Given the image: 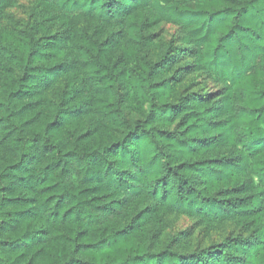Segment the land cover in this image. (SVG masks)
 Returning <instances> with one entry per match:
<instances>
[{"label": "trees", "instance_id": "obj_1", "mask_svg": "<svg viewBox=\"0 0 264 264\" xmlns=\"http://www.w3.org/2000/svg\"><path fill=\"white\" fill-rule=\"evenodd\" d=\"M32 1L0 0V264H264V0Z\"/></svg>", "mask_w": 264, "mask_h": 264}, {"label": "rangeland", "instance_id": "obj_2", "mask_svg": "<svg viewBox=\"0 0 264 264\" xmlns=\"http://www.w3.org/2000/svg\"><path fill=\"white\" fill-rule=\"evenodd\" d=\"M15 3L16 5L9 8L8 11L12 16V23L21 26L29 16V9L32 6L33 1L15 0ZM4 24L7 25V22L3 21L2 25ZM152 32L156 34L157 40L160 42L162 49H166L169 44H179V28L174 24L161 22L153 27ZM155 52L156 51L152 54ZM156 55H158V52ZM202 77L203 76H198L197 73H193L188 76V79H193L199 82L203 81L202 85L204 86V90L210 89L212 85L214 86L210 79L204 80ZM165 224L166 231L162 240L164 241L165 238L174 236L175 242L179 247L185 246L188 249H192L196 245L206 246L217 243L235 229L231 222L207 225L200 223L195 217H188L178 213H171L168 215Z\"/></svg>", "mask_w": 264, "mask_h": 264}]
</instances>
